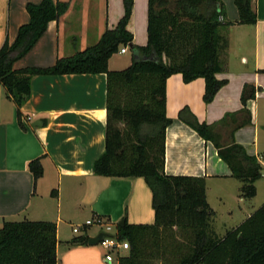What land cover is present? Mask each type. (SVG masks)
Listing matches in <instances>:
<instances>
[{"label": "crops", "instance_id": "0c3cea01", "mask_svg": "<svg viewBox=\"0 0 264 264\" xmlns=\"http://www.w3.org/2000/svg\"><path fill=\"white\" fill-rule=\"evenodd\" d=\"M41 1L0 0V47L5 41L13 44L19 27L28 22L26 5ZM52 1L68 2L67 11L58 21L47 24L43 35L12 64V69L51 67L58 58L96 44L107 29L116 26L109 27L110 16L115 19L123 14L121 0ZM220 1L225 19L235 22L238 13L234 0ZM255 5L256 24L232 25L221 32L227 47L219 56L222 71L216 78L226 80V84L212 102H203L202 78L184 83L181 75L175 74L165 83V112L171 124L165 131L164 173L204 179L206 201L215 213L212 227L220 237L256 211L252 205H245V200L254 198L240 196L242 183L231 176L213 144L179 121L178 113L187 108L199 123L207 125L237 114L216 126L214 132L220 135V144L233 141L264 169L260 156L264 151V0H255ZM100 9L104 11L96 21ZM74 13L83 17L81 22L78 19L76 29L72 28ZM127 30L132 36L136 34L134 11ZM109 62L108 69L112 70ZM244 85L255 89L254 98L246 104L251 123L234 130L231 139L233 122L242 118L240 97ZM19 114L0 84V229L4 222L54 223L56 264H117L118 257L128 250L118 252L108 263L99 245H88L90 237L102 233L99 228L72 231L74 225L99 217L116 228L113 235L117 237L122 220L126 225H152L155 220L151 192L142 178H110L93 173L94 161L105 150L106 75L34 76L30 97ZM36 159L42 175L34 180L28 164ZM222 215L225 223L219 222ZM92 228L97 233H92ZM82 237L86 238L85 244H66Z\"/></svg>", "mask_w": 264, "mask_h": 264}, {"label": "trees", "instance_id": "16d2710c", "mask_svg": "<svg viewBox=\"0 0 264 264\" xmlns=\"http://www.w3.org/2000/svg\"><path fill=\"white\" fill-rule=\"evenodd\" d=\"M238 18L225 19L220 0H147L146 45L132 43L127 30L130 1L113 29H107L98 42L69 57L58 58L48 68L12 69L43 35L50 21H58L68 2L42 0L27 4L29 20L19 27L13 44L0 47V84L19 111L30 97L34 76L80 74L106 75L105 150L93 163V173L110 178H142L151 192L155 220L152 225L117 227L119 241L129 245L117 264H264V203L236 228L218 236L212 227L215 213L206 201L203 178L170 176L164 173L166 117L165 83L179 74L184 83L202 78L203 102L213 101L226 84L216 75L222 71L219 56L227 47L221 32L232 25L257 22L255 0H234ZM222 18V20H220ZM129 47L132 62L123 70H109V59L119 47ZM123 47V48H124ZM255 96L244 85L240 101L242 118L234 130L251 123L246 104ZM228 114L214 125L199 123L183 108L178 120L211 142L231 176L242 183L240 196L252 199L255 182L263 168L254 156L233 141L220 144L214 128L224 125ZM37 180L42 175L39 159L28 164ZM75 238L68 246L82 245ZM56 226L50 222H4L0 229V264H56Z\"/></svg>", "mask_w": 264, "mask_h": 264}, {"label": "rangeland", "instance_id": "374dc122", "mask_svg": "<svg viewBox=\"0 0 264 264\" xmlns=\"http://www.w3.org/2000/svg\"><path fill=\"white\" fill-rule=\"evenodd\" d=\"M130 1V6H131V15L133 14V11L135 12V31L136 34L133 35L134 37V44L137 46H145L146 45V11H147V0H121V6H122V10H123V14H124V10H125V4L126 2ZM104 9H100V12L96 13L97 15V19L96 21H98L99 16L103 14ZM122 14V16H123ZM80 13H74L71 15L72 20V28L76 29L77 27V22H79L78 19L83 18L81 15V17H79ZM104 16V15H103ZM102 16V18H104ZM122 16L120 17H115V19H113V17L110 16V20H109V27L114 24L113 26L117 25V23L119 22V20L122 18ZM105 24V23H103ZM104 26V25H103ZM71 28V29H72ZM124 46H120L119 47V51L123 48ZM125 48V47H124ZM119 51L114 54L110 59H109V68H111L112 70H123L126 69L127 67L130 66L131 62H132V54L131 51L129 49L128 46H126V53L125 54H120ZM264 150V149H262ZM262 153H260L261 158H263L264 160V151H260ZM262 173H264V169L262 171ZM255 189H256V195L254 197V199L252 200H245V205H252L253 208H255V210H257L263 203H264V176L261 177V179H259L255 184ZM239 203V202H238ZM212 204L215 205V202L212 201ZM242 204V203H240ZM219 222H226V217L224 215H222L220 217ZM218 222V223H219ZM219 229V226L217 227ZM92 233H97V229L96 228H92L91 229ZM116 232V228H111V233L115 234ZM127 253V252H126ZM124 253V254H126ZM115 264V263H113Z\"/></svg>", "mask_w": 264, "mask_h": 264}, {"label": "built area", "instance_id": "2783aa9c", "mask_svg": "<svg viewBox=\"0 0 264 264\" xmlns=\"http://www.w3.org/2000/svg\"><path fill=\"white\" fill-rule=\"evenodd\" d=\"M222 20V18H220ZM126 52V48H122L119 53L124 54ZM264 176V173L262 174ZM96 227L100 229V232L106 233L108 235L107 238H104L101 242H99V247L105 252V261L111 263L114 261L115 255L122 250H129V245L126 241H119L116 236L111 233V226L103 221L99 217L91 218L86 220L81 225H74L72 228L73 233H78L84 228Z\"/></svg>", "mask_w": 264, "mask_h": 264}, {"label": "water", "instance_id": "95a60500", "mask_svg": "<svg viewBox=\"0 0 264 264\" xmlns=\"http://www.w3.org/2000/svg\"><path fill=\"white\" fill-rule=\"evenodd\" d=\"M124 225V220L120 221V223L118 224L119 227H122ZM108 235L106 233H98L96 236L94 237H90L88 239V245L89 246H96L99 244V242H101L104 238H107Z\"/></svg>", "mask_w": 264, "mask_h": 264}]
</instances>
